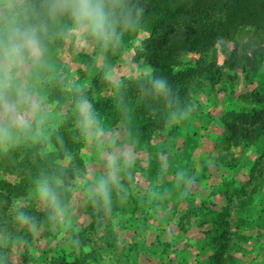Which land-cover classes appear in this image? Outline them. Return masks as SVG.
Returning a JSON list of instances; mask_svg holds the SVG:
<instances>
[{"label":"trees","instance_id":"16d2710c","mask_svg":"<svg viewBox=\"0 0 264 264\" xmlns=\"http://www.w3.org/2000/svg\"><path fill=\"white\" fill-rule=\"evenodd\" d=\"M114 2L117 38L104 45L89 33L85 36L95 44L101 64H97L98 59L94 61L86 53H79L86 68L79 69L82 82L78 91L68 87L65 79L46 84V104L54 106L57 112L68 106L61 125L44 129L45 136L20 141L0 152V171L11 176L0 177V232L4 235L0 240V264H11L7 253L12 234L15 232L18 238L28 226L17 221L18 212L35 221V230L42 227L43 237L55 235L51 226L58 214L31 196L37 193L40 180L47 179L56 191L61 213L71 211V196L84 171L82 154L88 129H84L82 122L76 126L70 112L82 101L87 102L95 117L91 126L94 130L113 113L115 119L125 121L142 142L148 143L154 133L168 130V135L175 134L187 124L191 114L210 122L213 116L206 103H215L222 94L233 100L234 106L223 110L218 118L222 133L215 147L219 153L212 157L214 165L221 164L238 175L242 172L254 188L264 186V0ZM50 4L51 0H22L17 6V10L27 11L28 23L38 31L43 59L61 48L68 31L77 28L68 14L51 15ZM140 34L145 37L137 46L135 40ZM129 50L137 51L133 60L142 67L136 80L123 75L115 83L98 70L99 66L116 64ZM160 77L166 79L170 88L167 94H158L154 89L153 80ZM196 126L205 133L213 130L199 121ZM197 134L193 130L184 144L188 145ZM233 147L249 151L251 157L244 153L239 160ZM253 189L239 199L236 219L226 218L228 206L216 216L210 230L214 251L209 264H240L234 252L239 248L242 252L250 241L254 257L249 263L264 260V198L256 202L257 190ZM90 216L93 221L73 234L70 243L85 239L83 235L89 227L97 230V217L93 213ZM231 222L236 227L234 231L230 230ZM59 226L64 225L58 223ZM69 256L73 254L58 253L49 259L45 257L41 263L90 264L98 257L84 253L67 260Z\"/></svg>","mask_w":264,"mask_h":264},{"label":"rangeland","instance_id":"374dc122","mask_svg":"<svg viewBox=\"0 0 264 264\" xmlns=\"http://www.w3.org/2000/svg\"><path fill=\"white\" fill-rule=\"evenodd\" d=\"M20 3L21 0H16V9ZM86 33L83 29H70L63 46L51 52L47 59L42 55L38 61L27 58L13 70L12 89L7 98L25 123L21 127L7 117L0 121L12 133L0 144V152L20 141L45 136L44 129L61 125L68 106L57 112L54 106L47 105L46 84L57 78L65 79L68 87L78 91L82 82L79 69L86 68L79 53H86L101 64V55L95 54L96 46L86 40ZM144 37L140 34L136 45ZM136 52L129 50L116 64L99 66L98 70L115 83L123 75L136 80L142 70L133 60ZM206 106L213 116L210 122L191 114L187 124L175 134L168 135V130L154 133L148 143L142 142L125 121L115 119L113 113L106 117L101 127L88 128L82 154L84 171L71 196V211L59 213L54 219L51 227L55 235L52 237H43L42 227L35 230L30 225H23L24 233L18 238L14 232L7 253L11 264H43L45 257L49 259L63 252L73 254L67 260L84 253L98 255L97 261L90 264H209V256L214 251L210 246L213 235L210 230L216 216L228 206L226 218L236 219L238 201L254 188V183L245 181L242 172L238 175L221 164L216 167L212 158L219 153L215 147L222 133L218 118L223 110L234 106V101L219 94L215 103L209 102ZM80 108L81 105L70 112L76 126L82 122ZM198 121L209 124L213 130L205 133L196 126ZM193 130L198 131L197 136L185 145L187 135ZM232 150L239 160L244 153L251 157V153L241 147ZM110 160L115 161L118 183H113L109 177ZM1 176L11 178L3 170ZM101 179L110 189L108 207L96 191ZM254 189L258 202L264 198V186ZM31 196L40 199L37 193ZM193 208L192 213L188 212ZM90 213L97 217L94 219L97 230L89 227L83 235L85 239H74L70 243L73 234L93 221ZM58 223L64 226L58 227ZM234 229L231 222L230 230ZM2 238L4 235L0 232V240ZM252 246L253 241H250L242 252L240 248L234 252L240 264H250L254 257ZM256 263L264 264V260Z\"/></svg>","mask_w":264,"mask_h":264},{"label":"clouds","instance_id":"9594fccd","mask_svg":"<svg viewBox=\"0 0 264 264\" xmlns=\"http://www.w3.org/2000/svg\"><path fill=\"white\" fill-rule=\"evenodd\" d=\"M15 4L16 0H0V121L7 117L13 124L23 127L25 122L18 117L15 105L7 98L12 89L13 70L27 58L38 61L42 48L37 29L28 23L27 11L17 10ZM49 12L53 16L58 13L68 14L77 29H83L104 45L117 38L114 0H51ZM153 86L158 94H167L170 91L163 77L154 79ZM86 105L87 102L82 101L80 108L85 130L95 123V117ZM11 135L8 127L0 122V144ZM109 168L111 181L118 183L114 160L109 161ZM36 191L40 200L53 213L62 212L57 193L47 179L37 183ZM96 191L104 205L110 206V189L104 179H101ZM16 219L21 225L36 227L35 221L23 212H18Z\"/></svg>","mask_w":264,"mask_h":264}]
</instances>
